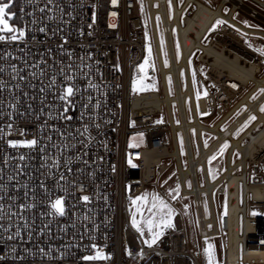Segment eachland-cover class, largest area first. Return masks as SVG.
<instances>
[{
	"label": "built area",
	"instance_id": "built-area-1",
	"mask_svg": "<svg viewBox=\"0 0 264 264\" xmlns=\"http://www.w3.org/2000/svg\"><path fill=\"white\" fill-rule=\"evenodd\" d=\"M177 1L171 0L169 15V0H71L74 8L62 0L65 11L72 12V17L64 16L70 23L49 22V33L57 28L63 29L62 32L46 36L33 27L23 42H0V51L11 53L8 62L24 67L25 61L39 63L43 58L48 62L50 75L58 73L61 61L64 64L70 62L69 53L71 62L77 64L80 63L79 58L84 57L85 63L91 66L93 80L100 86L99 91L92 90L91 94L102 101L101 106L92 111L95 123L100 127H89L91 141L86 147L77 144L76 148L69 149L60 159V167L52 168V174L44 176L42 173L46 169L41 168L42 154L38 150L13 149L6 142L53 135L49 129L41 132L46 115L39 114L40 97H46L47 104L58 105L60 102L48 92L39 93L41 82L28 77L36 87L24 90L37 99L23 102L20 108L23 111L26 104L31 103V114L20 116L17 113L11 118L14 127L10 136L0 139V158L5 155L18 157L20 154L30 157L23 162L26 166L24 174L18 177L19 184L15 181L9 184L8 195L17 197V203L33 202L32 190H35L36 207L22 213L30 224L34 221V225L22 232L21 241L10 242L6 236L0 239V255L7 257L0 264H199L188 249L176 203L169 202L176 212L172 219L174 227L165 229L164 235L152 247L143 243L128 221L127 199L139 194L146 183L153 181L156 184L157 177L168 167L162 162L166 158L176 164V182L181 194L191 199L203 247L209 248L211 237L221 238L223 258L216 264H264V144H258L249 155L233 145V140H237L246 147L251 141L246 132L256 136L264 123L255 125L256 119L239 138H232L250 115H256L255 109L259 111L264 104V98L259 101L264 94L259 90L264 89V85L254 80L264 81V56L246 43L248 39H257L264 47V30L239 23L234 14L239 11L264 28V12L256 9L264 10V0H240L238 5H234V0H217L216 4L212 0H180V4ZM22 6H25L24 0H19L18 27L28 25L30 20V17L20 13ZM30 10L25 6V11ZM217 20L228 23L216 25L213 29ZM173 35L176 36V45ZM159 36L163 40L165 62ZM64 38L68 42L61 50L58 46ZM49 48L51 54L48 53ZM222 54L237 61L242 68L251 70L253 78L242 76L243 72L239 77L237 73L221 71ZM146 59L148 64L141 72L138 66ZM195 63L204 66L202 74L195 69ZM190 67L203 86L204 95L196 101L192 93L185 94L182 100L178 98L179 93L187 92ZM3 79L9 80L7 73ZM133 81H136L137 91H133ZM78 83L83 87L86 80L80 78ZM142 85L146 87L139 90ZM254 94L257 99L252 100ZM187 102L191 121L187 120ZM254 104L256 107H253ZM69 115L73 116L70 122L52 120L50 123L60 131L65 128L75 131L83 123L79 105ZM213 116L217 117L214 125L208 127L202 124L199 130L193 126L196 121ZM9 122L7 115L0 118V126ZM187 122L190 123L189 128ZM22 131L24 135H21ZM191 131L195 134L197 155L193 153ZM201 131L215 136L206 148L201 142ZM178 134L185 168L180 162ZM133 136L142 138V147L132 146ZM53 140L59 142V137L53 135ZM225 141L230 145L223 171L215 181L210 182L206 160ZM204 151L207 152L202 157ZM52 152L57 158L61 157V153H56L54 149ZM234 152L238 153L235 161L232 160ZM70 157L71 162L65 165L64 161ZM152 157L157 161L151 165L152 174L144 179L145 163ZM15 163L13 161L11 166L5 167V178L12 173ZM68 168L72 171L68 172ZM199 170L203 186L198 183ZM60 173H64L74 184L68 191H63L57 184ZM41 180L54 195L65 198L67 214L64 217L41 215L50 211L48 205L42 202L45 196L39 187ZM186 181L190 185L188 189ZM24 184H28L29 188L21 187ZM26 190L29 191L27 199L24 196ZM85 195L90 197L87 203L80 199ZM203 196L206 197L208 216L204 213ZM217 196L224 198L223 213L215 200ZM233 203L236 207L234 216L231 215ZM85 216L90 218L85 219ZM44 223H49L51 235L47 232L39 234ZM28 231L32 233L30 240ZM233 232L236 233L235 260L231 259L230 250ZM147 237L150 239L149 234ZM10 246L17 247L25 259L13 260L9 255ZM40 247L45 250L51 247L52 258L42 257L38 252ZM25 248L30 249L32 254H25ZM98 250L102 256L111 258L82 259L84 256H95Z\"/></svg>",
	"mask_w": 264,
	"mask_h": 264
},
{
	"label": "snow or ice",
	"instance_id": "snow-or-ice-1",
	"mask_svg": "<svg viewBox=\"0 0 264 264\" xmlns=\"http://www.w3.org/2000/svg\"><path fill=\"white\" fill-rule=\"evenodd\" d=\"M66 2L69 4L70 8L75 7L71 0H66ZM113 2H115V0H113ZM14 3L15 0H0V42L2 43L25 41L28 31H31L33 27L38 33L46 36L49 34L54 36L57 32H62L63 29H53L51 33H49V22L68 24L70 20H65L64 16L72 17L71 11H65L62 0H24V5L30 7L31 10L25 11V6H22L20 8V13L30 17V20L28 21V25L18 27L16 24L11 23V21H14L17 17V13L12 11ZM169 6H171V0H169ZM227 23L228 22L225 20H217L213 29L216 25ZM244 23L247 24L246 21ZM67 42V38H64L63 43L58 47L64 50V45L67 44ZM257 51L261 56H264V47L257 49ZM150 52L151 49H149V53ZM48 53L51 54V48L48 49ZM68 55L70 62L64 64L63 61H61L58 67V73L50 75L46 59L42 58L41 62L32 64L25 61L24 67H20L17 64L8 62L9 57H11L10 52L0 51V61H4V63H0V118L7 115L10 120L5 126H0V139H4L6 136L11 135L14 127V123L11 122L13 115L18 113L20 116H26L32 113L33 106L31 103H27L24 110L20 111L23 102L37 99L36 96L24 90V88L36 87V85L29 80V76L32 80H39L41 82V86L38 89L39 93L44 94L48 92L54 95L56 100L60 102L58 105L56 103L47 104L46 97L42 95L40 97L41 108L39 109L40 115H46V119H44L41 124V132H43L44 129H49L53 135L59 137V142L54 141L53 135L48 134L37 136L32 139L6 141L7 146L13 149L27 148L29 150H38L42 154L41 168L46 169V171L42 173L44 176L51 175L52 168L60 167V159L69 149L76 148L77 144L86 147L87 143L92 139L89 133L90 126L94 125L96 128L100 127L98 123H95V117L92 115V111L94 108H99L102 101L98 98H94L91 94L92 90L99 91L100 86L93 80L90 72L91 66L85 63L84 57L79 58L80 63L77 64L71 62V54L69 53ZM146 64H148L147 59L143 64L138 66L141 72L144 71ZM29 69H38V71H28ZM85 69H89V71H85ZM26 71L28 72L27 75L24 74ZM5 73L8 74L9 80L3 79ZM57 75L59 79H57ZM80 78L86 80L83 87L78 83V79ZM45 80H47L46 84L44 83ZM13 81L15 83H12ZM233 86L235 87V85ZM145 87L146 86L142 85L139 90H144ZM133 91H137L136 81H133ZM6 92L9 93V95H4ZM259 92L264 93V89H260ZM251 99L255 100L257 96L254 94ZM77 105H79L80 118L83 121L80 128L75 129V131H72L70 128H65L63 131H60L54 124L50 123L52 120L70 122L73 116L69 115V112L76 110ZM5 109L8 111L5 112ZM244 110H247L246 106H244ZM259 111L264 113V104L260 106ZM256 119V115H250L242 125V128H246L250 122ZM159 122L160 121H157V123ZM21 135H24L23 131ZM205 146L207 147V142H205ZM227 147L228 144L225 143L221 147L220 152L223 153ZM53 149L56 153H61L60 158L54 156L52 152ZM215 158V156L210 158L209 163ZM27 159H30V157L25 154H20L18 157L5 155L3 158H0V165L4 166L0 167V193H3L0 194V239H4L6 236V240L10 242L23 240L21 235L22 232L31 229L34 225V221L30 224L22 213L36 207L35 190H32L31 199L33 202L17 203V197L8 195L9 184L13 181L19 184L18 177L24 174L26 165H24L23 162ZM71 159L70 157L68 160H65V165L70 163ZM13 161H16V163L13 166L12 173L7 174L5 178V167L11 166ZM49 161H51V163H49ZM85 163H87V161H85ZM114 170L113 168V171ZM67 171L71 172L72 169L68 168ZM209 171L211 174V170ZM61 181H65L66 183L62 184L60 183ZM57 184L63 191H68L69 187L74 186L64 173L58 175ZM21 187L28 189L29 185L24 184L21 185ZM39 187L43 190L45 196L42 202L46 203L50 208V211L41 213V215L64 217L67 214L65 198L63 196L54 195L47 187L44 180L39 182ZM168 194L175 200L179 194V185H177L175 190H169ZM24 196L27 199L29 197V191L26 190ZM80 199L87 203L90 197L85 195ZM5 200L8 202L4 203ZM130 202L131 205L136 208V210L131 213V225L142 237L145 235V232L144 228L141 227V222L147 227L150 239H144L143 243L148 247H152L158 242L164 235L165 229L174 227L172 222L174 210L159 194L152 193L151 200H149V194L144 193L134 199L130 197ZM145 211L147 215L144 214ZM138 215L140 221L137 219ZM89 218L90 217L85 216V219ZM21 221H23V223H20ZM45 232L51 235L49 223H44L39 229L40 235H44ZM27 236L30 240L32 237L31 231L27 232ZM93 247H95V245H93ZM52 251L53 249L51 247L48 250L42 247L38 248L39 254L46 258H52ZM23 252L25 254H32L31 250L27 248H25ZM205 253L208 257V264H216V261L208 249H205ZM128 254L131 255V253ZM9 255L13 260L23 261L25 259V255L21 254L15 246H10ZM140 255L142 256L143 253L141 252ZM110 258V256H102L99 250L95 256L82 257L84 260ZM6 259L7 257L5 255H0V262Z\"/></svg>",
	"mask_w": 264,
	"mask_h": 264
},
{
	"label": "rangeland",
	"instance_id": "rangeland-1",
	"mask_svg": "<svg viewBox=\"0 0 264 264\" xmlns=\"http://www.w3.org/2000/svg\"><path fill=\"white\" fill-rule=\"evenodd\" d=\"M177 2H178V4L181 3L180 0H178ZM212 2L214 4H216L217 0H212ZM167 7H168L169 15H171V7L169 6V4L167 5ZM256 9H258L261 12H264V10H262L259 7H257ZM226 10H227V8H225L223 11L225 12ZM141 17H142V20L144 23L145 17H144V13H143L142 9H141ZM234 19L236 21H238L239 23H241V24H243L249 28L264 30V28L261 25H259L258 23H256L255 21H253L252 19H250L249 17H247L246 15H244L243 13H241L239 11L235 12ZM245 21L247 22V24L244 23ZM156 23H157V25L159 23L157 19H156ZM159 40H160V46H161V54H162L163 60L165 62V49H164L163 40H162L161 36H159ZM173 40H174V43L176 45V36L175 35H173ZM246 43L249 47H251L255 50L263 47L257 39H248ZM195 69L200 74H202L204 72V66H202L199 63H195ZM190 84H191V90H192L194 100L196 101L198 98H201L204 95L203 86L200 83L199 79L196 77L195 72L191 67H190ZM182 87H184L183 81H182ZM186 115H187V120L191 121V114H190L188 102L186 103ZM174 120H175V123H177L176 113H174ZM216 121H217V117L213 116V117H210V118L205 119V120H200V123L205 125V126L210 127V126L214 125V123ZM253 122L254 121L250 122L246 128H242V125L244 124L243 123L240 126V128L237 129V131L232 135V138L233 139L239 138L241 136V134ZM177 138H178V143H179V157H180L181 166H182V168H185L186 162H185V157H184L183 148L181 145V139H180L179 134L177 135ZM200 138H201V142H202L203 147L206 148L205 142H207V146H208L215 139V136L211 133L206 132V131H201L200 132ZM190 140L192 143L193 153H194V155H197L198 149L196 146V139H195L194 131L190 132ZM131 142H132L133 147H142L143 146V141H142V138L140 136H133L131 138ZM225 143L228 144V147L223 151V153H221L220 149ZM229 145H230L229 142H227V141L223 142L222 144H220V146H218V148L206 160V172H207V176H208V179L210 182L215 181L218 178L219 174L222 173L223 167H224L223 165H224V161H225V155H226V152L229 148ZM213 156H215L216 158L214 160H212L211 163H209L210 158H212ZM237 158H238V153L234 152L232 155V160L235 161ZM162 162L164 164H166L168 167L162 174H160L157 177L156 184L153 181L146 183L143 186V190L139 194H137L131 198L134 199L137 196H141L144 193H148L149 194V200H151V194L157 193L169 205H170L169 202L176 203L177 210L180 213V216H181L182 222H183V226L185 229L186 243H187L188 249L196 257L199 264H208V257L205 253V248L203 247V244H202V242L199 238V235H198V227H197L195 212H194V209L192 207L191 199L189 197L183 196L181 194L180 188H179V194L175 200H173L172 197L168 194L169 190H175L177 185H178L176 182V178H177L176 164L173 160H170L168 158L163 159ZM209 170H211V174H210ZM198 183L200 186H203V179H202L201 170L198 171ZM185 187L187 189L190 187L188 181L185 182ZM173 194H175V193H173ZM202 200H203V206H204L203 207L204 213L206 216H208V207H207L206 197L203 196ZM215 200L219 204L220 211L223 213L224 212V198H223V196H217V197H215ZM126 208H127L128 221L131 225V213L134 212L136 210V208H135V206L131 205L130 198L127 199ZM144 214L147 215V212L145 211ZM175 214H176V212L174 210V215ZM174 215H173V217H174ZM173 217H172V219H173ZM137 219H138V221H140L139 215H138ZM141 227L144 228V232H145V235L143 237L140 235L139 232L136 231L135 228H133V227L132 228L136 231V233L139 235V237L144 241V239L148 238L147 237V234H148L147 227L143 224V222H141ZM209 246L210 247L208 248V250L212 254L214 260L216 262L220 261L223 258V245H222L221 238L219 236L211 237L209 239Z\"/></svg>",
	"mask_w": 264,
	"mask_h": 264
},
{
	"label": "bare ground",
	"instance_id": "bare-ground-1",
	"mask_svg": "<svg viewBox=\"0 0 264 264\" xmlns=\"http://www.w3.org/2000/svg\"><path fill=\"white\" fill-rule=\"evenodd\" d=\"M239 1L240 0H234V5H238ZM220 58H222V60H221L222 66L220 67L221 71H228V72H231V73H237V75L239 77L241 76V72H243L242 76H244V77L246 76L247 78L248 77L253 78L251 70L249 71V69L246 70V69L242 68L237 61H233L231 58L226 57V55H224V54L220 55ZM183 63H185V62H183ZM213 68H214L215 71L218 72V69H217L216 66H213ZM254 80L258 84L264 85V81L263 80H259L257 78H254ZM191 93H192L191 84L189 82V86H188L187 92L186 93H184V92L179 93L178 98L182 100L184 98L185 94H191ZM263 98H264V94L261 96L259 101H261ZM254 106L256 107V104H254L253 107ZM255 112H256V115H257V120L255 122V125H257L259 123H264V113H261V112L257 111L256 109H255ZM186 125H187V128H189L190 123L187 122ZM193 126L195 128H197V130H199L202 127V124L200 122L196 121L195 123H193ZM175 129H176V126L174 125V130ZM246 134L251 137V141L246 147H243L242 145H240L239 141H237V140H233V145L235 147H239L244 153H247L249 155L250 152H252L253 150L255 151L257 149V146H259L258 144H260V145L264 144V127L261 128V130L258 131L256 136L251 134L249 131H247ZM206 152L207 151L203 152L202 157L206 154ZM156 161L157 160L154 157H152L149 160H147V162L145 163V166H144V170H145L144 173H143V176H144L143 178L144 179H147L152 174L151 165L154 164ZM235 210H236L235 203H233L231 205V215L232 216L235 215V213H236ZM231 234H232V238H231V242H230V250H232L231 251V259L235 260L236 256H235L234 249H235V245H236V238H235V234L236 233L233 232Z\"/></svg>",
	"mask_w": 264,
	"mask_h": 264
},
{
	"label": "trees",
	"instance_id": "trees-1",
	"mask_svg": "<svg viewBox=\"0 0 264 264\" xmlns=\"http://www.w3.org/2000/svg\"><path fill=\"white\" fill-rule=\"evenodd\" d=\"M18 8H19V0H18V4L16 5L15 9L13 10L14 12L17 13V17H16V19L13 21V23L16 24V25H19V24H20Z\"/></svg>",
	"mask_w": 264,
	"mask_h": 264
},
{
	"label": "flooded vegetation",
	"instance_id": "flooded-vegetation-1",
	"mask_svg": "<svg viewBox=\"0 0 264 264\" xmlns=\"http://www.w3.org/2000/svg\"><path fill=\"white\" fill-rule=\"evenodd\" d=\"M17 4H18V0H15V3H14L13 8H12V11L15 9Z\"/></svg>",
	"mask_w": 264,
	"mask_h": 264
},
{
	"label": "water",
	"instance_id": "water-1",
	"mask_svg": "<svg viewBox=\"0 0 264 264\" xmlns=\"http://www.w3.org/2000/svg\"><path fill=\"white\" fill-rule=\"evenodd\" d=\"M12 22V21H11Z\"/></svg>",
	"mask_w": 264,
	"mask_h": 264
}]
</instances>
